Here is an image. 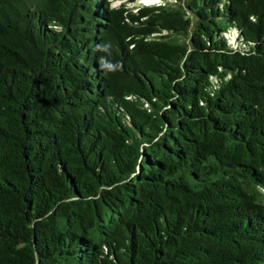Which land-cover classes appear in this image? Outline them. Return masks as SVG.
I'll return each instance as SVG.
<instances>
[{
	"label": "trees",
	"instance_id": "trees-1",
	"mask_svg": "<svg viewBox=\"0 0 264 264\" xmlns=\"http://www.w3.org/2000/svg\"><path fill=\"white\" fill-rule=\"evenodd\" d=\"M112 1L0 0V264H264V0Z\"/></svg>",
	"mask_w": 264,
	"mask_h": 264
},
{
	"label": "rangeland",
	"instance_id": "rangeland-1",
	"mask_svg": "<svg viewBox=\"0 0 264 264\" xmlns=\"http://www.w3.org/2000/svg\"><path fill=\"white\" fill-rule=\"evenodd\" d=\"M120 1L121 0H113L112 1V4L113 5H117V4H119L120 3ZM156 2V1H158V0H136L135 2H130V3H128L130 6H133V7H135V5H137V4H139V2Z\"/></svg>",
	"mask_w": 264,
	"mask_h": 264
},
{
	"label": "built area",
	"instance_id": "built-area-1",
	"mask_svg": "<svg viewBox=\"0 0 264 264\" xmlns=\"http://www.w3.org/2000/svg\"><path fill=\"white\" fill-rule=\"evenodd\" d=\"M158 1H160V0H158ZM158 1H156V2H158ZM155 2V1H154ZM143 3H148V2H143Z\"/></svg>",
	"mask_w": 264,
	"mask_h": 264
},
{
	"label": "clouds",
	"instance_id": "clouds-1",
	"mask_svg": "<svg viewBox=\"0 0 264 264\" xmlns=\"http://www.w3.org/2000/svg\"><path fill=\"white\" fill-rule=\"evenodd\" d=\"M105 47H107V46H105Z\"/></svg>",
	"mask_w": 264,
	"mask_h": 264
}]
</instances>
